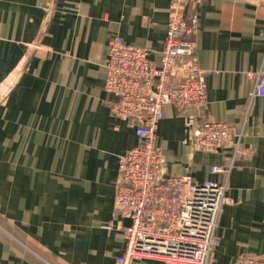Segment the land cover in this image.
<instances>
[{
    "label": "crops",
    "instance_id": "crops-1",
    "mask_svg": "<svg viewBox=\"0 0 264 264\" xmlns=\"http://www.w3.org/2000/svg\"><path fill=\"white\" fill-rule=\"evenodd\" d=\"M172 0H0V264H115L128 219L114 209L118 159L137 144L109 111L108 44L120 36L159 65ZM194 41L206 105L163 109L155 135L167 176L225 177L228 149L194 147L190 129L233 126L240 141L212 264L264 261V0H203ZM38 40L36 46L33 43ZM133 264H163L136 261Z\"/></svg>",
    "mask_w": 264,
    "mask_h": 264
},
{
    "label": "built area",
    "instance_id": "built-area-1",
    "mask_svg": "<svg viewBox=\"0 0 264 264\" xmlns=\"http://www.w3.org/2000/svg\"><path fill=\"white\" fill-rule=\"evenodd\" d=\"M203 0H172L159 65L145 49L128 45L120 36L108 44L105 91L112 95L110 113L133 129L137 144L118 159L114 209L130 224L126 246L115 264L158 261L163 264H212L210 254L219 245L215 231L221 209L231 203L227 179L240 149L235 128L204 122L190 129L194 147L228 149L229 166L213 165L222 184L205 180L191 183L167 176V159L156 145V129L163 109L182 112L206 105L205 72L199 67L194 41L197 13L185 12ZM253 97H264V70L251 76ZM234 264H264L259 257H239Z\"/></svg>",
    "mask_w": 264,
    "mask_h": 264
},
{
    "label": "water",
    "instance_id": "water-1",
    "mask_svg": "<svg viewBox=\"0 0 264 264\" xmlns=\"http://www.w3.org/2000/svg\"><path fill=\"white\" fill-rule=\"evenodd\" d=\"M38 43V40L33 43V47L36 46Z\"/></svg>",
    "mask_w": 264,
    "mask_h": 264
}]
</instances>
